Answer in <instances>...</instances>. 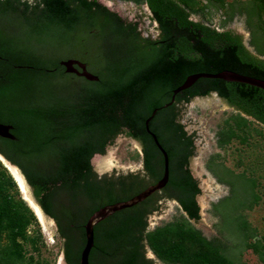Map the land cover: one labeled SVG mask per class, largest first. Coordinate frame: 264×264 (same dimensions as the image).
Here are the masks:
<instances>
[{
  "label": "trees",
  "instance_id": "1",
  "mask_svg": "<svg viewBox=\"0 0 264 264\" xmlns=\"http://www.w3.org/2000/svg\"><path fill=\"white\" fill-rule=\"evenodd\" d=\"M132 1L150 10L155 37L102 0H0V119L13 124L16 136H0V152L19 166L35 201L55 221L67 264H80L88 217L161 178L163 156L145 126L158 108L150 129L168 152V183L95 225L90 263L156 264L150 249L166 264H239L221 237L208 238L188 219L150 229L149 216L164 197L176 200L187 218H201L202 189L191 167L195 135L182 121L185 104L216 93L236 111L217 131L220 147L248 142L253 130L262 133L251 124L264 126V89L248 83L201 77L165 104L196 72L231 70L264 80V0H218L227 12L239 3L255 52L242 33L193 19L195 0ZM61 54L84 58L99 79L67 73ZM119 135L140 144L142 170L99 174L93 156L106 154ZM222 168L249 183L234 220L242 246L264 264V243L254 240L257 228L241 211L259 202V182L245 170ZM217 178L231 187L215 204L223 220L218 206L235 184L221 172ZM44 242L33 209L0 160V264H52L40 254Z\"/></svg>",
  "mask_w": 264,
  "mask_h": 264
},
{
  "label": "rangeland",
  "instance_id": "2",
  "mask_svg": "<svg viewBox=\"0 0 264 264\" xmlns=\"http://www.w3.org/2000/svg\"><path fill=\"white\" fill-rule=\"evenodd\" d=\"M28 1L34 3L35 0ZM102 1L111 9L118 11L123 17L140 21L143 35L152 37L157 35L156 22L151 19V13L146 4H137L132 0ZM219 5L220 1L218 0H195L191 17L221 30L232 29L242 33L246 45L255 52L256 50L251 44L252 35L246 21V14L237 8L239 3H235L233 8L230 7L228 12V6L225 8ZM230 10L233 12L231 17L229 16ZM255 37L261 40L258 34ZM61 56L62 58L68 57L66 54H61ZM91 71L93 70L91 69ZM182 113V121L186 124L189 132L195 135L196 149L191 167L202 189L198 195L201 218L198 221L187 218L186 213L176 200L159 197L156 202L158 210L149 216V228L152 229L168 221L186 218L189 223L200 229L208 238L221 237L226 242L230 254L235 257L239 264H260L258 255L251 249L242 246L243 234L237 231L238 224L234 220L236 219L234 217L236 207L242 203L245 192L249 190V183L242 179L239 180L236 177L238 175L235 176L226 172L222 166L224 165L235 172L245 170L257 178L260 200L253 208H245L241 211L250 225L257 228V235L254 240L259 239L264 243V126L258 122H252L251 126L260 130L261 134H257L253 130V135L250 136L248 142L244 143L235 139L226 147H220L217 142V131L226 118L236 113L232 107L216 93H213L210 96L195 97L183 106ZM212 158L215 159L214 162L211 160ZM0 160L14 177L20 195L27 201L37 217L38 226L45 240L41 247V256L49 259L52 264L63 263L62 242L57 234L54 220L43 213L36 203L30 186L18 168L1 154ZM218 163H221L219 167ZM94 165L99 174L113 172L119 174L142 170L140 144L130 137L119 135L108 148L107 153L94 160ZM217 172L218 174L221 172L223 176L228 180L231 179L235 184L234 193L218 206L222 210L223 220L221 213L216 210L215 204L230 194L231 187L227 183L218 181ZM17 173L24 182V186L21 185ZM158 195L161 193L159 192ZM147 255L152 257L156 264H166L159 260L150 249L147 250Z\"/></svg>",
  "mask_w": 264,
  "mask_h": 264
},
{
  "label": "water",
  "instance_id": "3",
  "mask_svg": "<svg viewBox=\"0 0 264 264\" xmlns=\"http://www.w3.org/2000/svg\"><path fill=\"white\" fill-rule=\"evenodd\" d=\"M60 64L65 67L66 72H75L81 76H84L85 78L89 80L99 79L98 75H96L95 73L87 69V64L85 62L79 61L74 58H68V59L61 60ZM75 65L81 68V70L76 68ZM201 77L220 78V79H225L228 81L244 82V83H248V84L264 89L263 79L255 78V77L245 75L242 73H238L235 71L223 70V71L216 72V73L196 72V73L190 74L181 85H179L177 88L173 90L171 100L168 103H166L165 106L170 105L175 100V96L178 92L188 88L197 79ZM157 110L158 108H155L152 114L146 118L145 126L147 129V132L153 137V140L156 146L162 153V156H163L162 176L157 181L149 184L147 187H145L143 190H141L139 193L135 194L134 196L130 197L129 199L104 205L101 208L94 211L88 217V219L86 220L84 224L85 241H84V245L80 252V259H79L80 264H91L90 263V253L95 243L94 227L96 224H98L100 221L104 220L105 218H107L108 216L112 215L113 213L117 211H120L124 208H128V207L138 204L139 202L146 199L148 196L152 195L154 192L159 191L162 188H164L166 184L168 183L169 175H170L169 155H168L167 150L164 148V146L159 141L156 133L150 129V120L153 118ZM11 128H12L11 125H7V124L0 122V136L7 137V138H15L14 134L10 132ZM63 260L64 262L60 264H67L65 258Z\"/></svg>",
  "mask_w": 264,
  "mask_h": 264
},
{
  "label": "flooded vegetation",
  "instance_id": "4",
  "mask_svg": "<svg viewBox=\"0 0 264 264\" xmlns=\"http://www.w3.org/2000/svg\"><path fill=\"white\" fill-rule=\"evenodd\" d=\"M0 58L1 59H4V57H2L1 55H0ZM68 58H74V59H77V60H79V61H82V62H85L86 64H87V69L88 70H90L91 71V68H89V65H88V63L85 61V59L84 58H82V57H76V56H68V57H64V58H61L60 60H59V64H60V61L61 60H63V59H68ZM61 65V64H60ZM62 66V68L65 70V67L63 66V65H61ZM76 66V68H78L79 70H81V68H79L77 65H75ZM93 72V71H92ZM67 73H71V74H76V75H79V74H77V73H75V72H67ZM94 73V72H93ZM79 76H81V75H79ZM82 77H84V76H82ZM0 122L1 123H4V124H7V125H11L12 126V128L10 129V132L12 133V134H14L13 133V128H14V126H13V124L9 121V120H6V119H0ZM14 136H15V134H14ZM2 137V136H1ZM3 138V137H2ZM4 138H7V137H4ZM10 139H16V136H15V138H10ZM0 154L1 155H3L1 152H0ZM102 154H99V153H97V154H95L94 156H93V161L98 157V156H101ZM4 156V155H3ZM5 157V156H4ZM6 158V157H5ZM7 159V158H6ZM8 160V159H7ZM10 163H12L14 166H16L17 168H18V171L21 173V175H22V177H24V179H25V181L27 182V180H26V178H25V176L23 175V173L21 172V170H20V168H19V166L18 165H16V164H14L12 161H10V160H8ZM28 183V182H27ZM29 185V184H28ZM31 192H32V190H31ZM155 193V192H154ZM33 195V194H32ZM172 199V198H171ZM37 203V202H36ZM38 204V203H37ZM39 205V204H38ZM40 206V205H39ZM41 208V207H40ZM42 209V208H41ZM43 211V210H42ZM43 213H44V211H43ZM49 217V216H48ZM51 219H53V218H51ZM55 222V221H54Z\"/></svg>",
  "mask_w": 264,
  "mask_h": 264
},
{
  "label": "bare ground",
  "instance_id": "5",
  "mask_svg": "<svg viewBox=\"0 0 264 264\" xmlns=\"http://www.w3.org/2000/svg\"><path fill=\"white\" fill-rule=\"evenodd\" d=\"M17 176H18V178L20 179L21 185L24 186V182L21 180V178H20V176H19L18 173H17ZM33 205H35V204H33ZM37 206H38V205H37ZM38 209H39V211H41L40 208H39V206H38ZM41 215H42V214H41Z\"/></svg>",
  "mask_w": 264,
  "mask_h": 264
}]
</instances>
